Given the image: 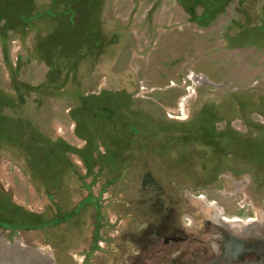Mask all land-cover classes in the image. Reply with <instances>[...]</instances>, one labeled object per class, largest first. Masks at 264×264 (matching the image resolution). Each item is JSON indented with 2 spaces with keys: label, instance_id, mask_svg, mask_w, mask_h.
Returning a JSON list of instances; mask_svg holds the SVG:
<instances>
[{
  "label": "rangeland",
  "instance_id": "1",
  "mask_svg": "<svg viewBox=\"0 0 264 264\" xmlns=\"http://www.w3.org/2000/svg\"><path fill=\"white\" fill-rule=\"evenodd\" d=\"M169 209L264 229V0H0V257L164 264Z\"/></svg>",
  "mask_w": 264,
  "mask_h": 264
},
{
  "label": "flooded vegetation",
  "instance_id": "2",
  "mask_svg": "<svg viewBox=\"0 0 264 264\" xmlns=\"http://www.w3.org/2000/svg\"><path fill=\"white\" fill-rule=\"evenodd\" d=\"M173 213L174 209H169L162 221L142 231L148 251H152L148 256L161 258L164 264H264V229L250 227L244 232H235L224 229L223 223L206 220L202 237L197 239L191 232L185 233L180 219H175ZM193 225L186 224V227ZM194 241L201 247L193 251L188 246ZM182 243L185 249L178 251ZM166 248L175 252L173 256ZM167 259L170 260L165 263Z\"/></svg>",
  "mask_w": 264,
  "mask_h": 264
},
{
  "label": "water",
  "instance_id": "3",
  "mask_svg": "<svg viewBox=\"0 0 264 264\" xmlns=\"http://www.w3.org/2000/svg\"><path fill=\"white\" fill-rule=\"evenodd\" d=\"M3 248V246H0V249ZM1 253V251H0ZM26 258L24 260H21L20 258H17L15 264H30L35 262V259L31 255L25 256ZM0 264H7L6 261L3 259V257H0ZM35 264V263H34Z\"/></svg>",
  "mask_w": 264,
  "mask_h": 264
},
{
  "label": "bare ground",
  "instance_id": "4",
  "mask_svg": "<svg viewBox=\"0 0 264 264\" xmlns=\"http://www.w3.org/2000/svg\"><path fill=\"white\" fill-rule=\"evenodd\" d=\"M182 106V105H181ZM238 222H241L240 220H238V219H232L231 221H230V223H238ZM20 254H22V253H20ZM30 264H34V263H31V262H29ZM13 264V263H12Z\"/></svg>",
  "mask_w": 264,
  "mask_h": 264
}]
</instances>
